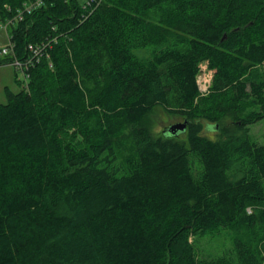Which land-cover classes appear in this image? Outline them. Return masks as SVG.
<instances>
[{"label": "trees", "instance_id": "16d2710c", "mask_svg": "<svg viewBox=\"0 0 264 264\" xmlns=\"http://www.w3.org/2000/svg\"><path fill=\"white\" fill-rule=\"evenodd\" d=\"M27 1L0 0V64L25 81L0 104V264H264V0H41L16 20ZM156 111L186 129L154 136Z\"/></svg>", "mask_w": 264, "mask_h": 264}, {"label": "rangeland", "instance_id": "374dc122", "mask_svg": "<svg viewBox=\"0 0 264 264\" xmlns=\"http://www.w3.org/2000/svg\"><path fill=\"white\" fill-rule=\"evenodd\" d=\"M79 4L84 7L87 0H77ZM9 33L6 32L5 29L1 27L0 23V49L5 47L9 42L8 39ZM0 57H5L4 55H0ZM201 74H199V86L203 89L206 88L204 85V80H208L211 78L212 71L208 70L207 66L202 65ZM25 84L24 77L21 71H17L11 62L0 64V104L6 102L5 96V88H8L11 92H18L21 87ZM200 96H205V94H200ZM182 120L176 116H170L163 111H156L151 116V124H152V133L154 136H158L161 132L176 123H182ZM204 126L203 134L209 138H215L218 134L216 130L212 129V125L209 123L202 121ZM250 138L259 143L264 144V118L260 121L252 124L248 128ZM231 242L230 237L228 235H223L221 237L213 239L203 238L199 243L198 253L202 257H217L222 255L226 250L230 249Z\"/></svg>", "mask_w": 264, "mask_h": 264}, {"label": "built area", "instance_id": "2783aa9c", "mask_svg": "<svg viewBox=\"0 0 264 264\" xmlns=\"http://www.w3.org/2000/svg\"><path fill=\"white\" fill-rule=\"evenodd\" d=\"M98 0H87L86 1V4L84 5V9H89V7H91L92 4L96 3ZM41 4V0H28L25 4H24V8L22 11H20L16 17V20H21L22 19V16L24 14H29L31 13L35 8L39 7ZM12 23V21L8 22V23H5V24H1V27L3 29L6 30L7 32V26L8 24ZM8 39H9V42L7 43V45L5 47H2L0 49V55H4V56H8V55H13V44H12V41L10 39V36L8 35ZM29 50L30 52L33 54V56L36 58L39 56V53L40 51L38 50L37 47H33V46H29ZM11 64L13 65V67L17 70V71H21L23 70V65H22V62L19 61L18 59H16L15 57L13 58L12 61H10ZM204 65V64H203ZM201 69H202V65L200 67V72L199 74H201ZM24 76V75H23ZM199 76L197 77V85H198V90L200 92V94H206L208 92V89H209V85H210V81H211V78H208V80L206 79H203L204 80V85L206 88H202L199 86ZM212 77V76H211ZM246 211L248 213H250V209L247 208Z\"/></svg>", "mask_w": 264, "mask_h": 264}, {"label": "water", "instance_id": "95a60500", "mask_svg": "<svg viewBox=\"0 0 264 264\" xmlns=\"http://www.w3.org/2000/svg\"><path fill=\"white\" fill-rule=\"evenodd\" d=\"M225 36L223 37V39ZM187 122L183 121L182 123H176L166 128V132L170 135H174L178 132H183L186 129Z\"/></svg>", "mask_w": 264, "mask_h": 264}, {"label": "flooded vegetation", "instance_id": "af4514ba", "mask_svg": "<svg viewBox=\"0 0 264 264\" xmlns=\"http://www.w3.org/2000/svg\"><path fill=\"white\" fill-rule=\"evenodd\" d=\"M163 131L166 132V128Z\"/></svg>", "mask_w": 264, "mask_h": 264}]
</instances>
